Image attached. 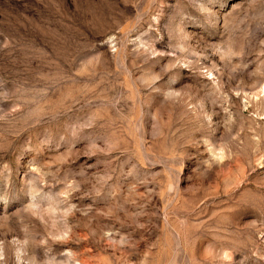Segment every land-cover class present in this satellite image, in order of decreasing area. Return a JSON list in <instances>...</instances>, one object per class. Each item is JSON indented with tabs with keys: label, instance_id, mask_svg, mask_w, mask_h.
<instances>
[{
	"label": "rangeland",
	"instance_id": "374dc122",
	"mask_svg": "<svg viewBox=\"0 0 264 264\" xmlns=\"http://www.w3.org/2000/svg\"><path fill=\"white\" fill-rule=\"evenodd\" d=\"M0 264H264V0H0Z\"/></svg>",
	"mask_w": 264,
	"mask_h": 264
}]
</instances>
